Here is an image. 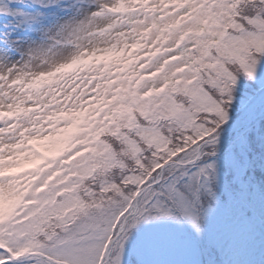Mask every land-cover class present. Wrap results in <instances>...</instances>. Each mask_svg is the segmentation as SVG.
I'll return each mask as SVG.
<instances>
[{"label": "snow or ice", "instance_id": "snow-or-ice-1", "mask_svg": "<svg viewBox=\"0 0 264 264\" xmlns=\"http://www.w3.org/2000/svg\"><path fill=\"white\" fill-rule=\"evenodd\" d=\"M0 264H264V0H0Z\"/></svg>", "mask_w": 264, "mask_h": 264}]
</instances>
